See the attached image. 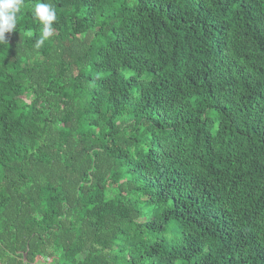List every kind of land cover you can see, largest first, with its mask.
<instances>
[{
    "label": "trees",
    "instance_id": "1",
    "mask_svg": "<svg viewBox=\"0 0 264 264\" xmlns=\"http://www.w3.org/2000/svg\"><path fill=\"white\" fill-rule=\"evenodd\" d=\"M51 2L0 44V264H264V0Z\"/></svg>",
    "mask_w": 264,
    "mask_h": 264
},
{
    "label": "clouds",
    "instance_id": "2",
    "mask_svg": "<svg viewBox=\"0 0 264 264\" xmlns=\"http://www.w3.org/2000/svg\"><path fill=\"white\" fill-rule=\"evenodd\" d=\"M23 6L24 0H0V44H8L5 36L17 29ZM32 11L34 18L43 26L35 42V47L40 48L53 35L57 13L51 0H35Z\"/></svg>",
    "mask_w": 264,
    "mask_h": 264
},
{
    "label": "built area",
    "instance_id": "3",
    "mask_svg": "<svg viewBox=\"0 0 264 264\" xmlns=\"http://www.w3.org/2000/svg\"><path fill=\"white\" fill-rule=\"evenodd\" d=\"M34 264H55V263H51L49 258H40V261Z\"/></svg>",
    "mask_w": 264,
    "mask_h": 264
},
{
    "label": "water",
    "instance_id": "4",
    "mask_svg": "<svg viewBox=\"0 0 264 264\" xmlns=\"http://www.w3.org/2000/svg\"><path fill=\"white\" fill-rule=\"evenodd\" d=\"M24 262H26V259H24Z\"/></svg>",
    "mask_w": 264,
    "mask_h": 264
}]
</instances>
